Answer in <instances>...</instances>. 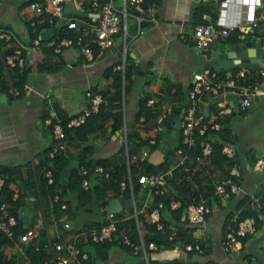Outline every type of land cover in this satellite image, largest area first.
Listing matches in <instances>:
<instances>
[{
    "label": "crops",
    "instance_id": "crops-1",
    "mask_svg": "<svg viewBox=\"0 0 264 264\" xmlns=\"http://www.w3.org/2000/svg\"><path fill=\"white\" fill-rule=\"evenodd\" d=\"M31 1L36 0H0V28L10 29L14 36L12 42L0 39L1 49L7 50L9 45L14 43L20 44L26 64L23 94L13 97L8 89L0 90V167L6 170L4 177L8 174L11 179L8 187L16 189L17 192H24L26 200L22 205L31 214L34 213L36 205L33 206L34 196L30 191L32 189L26 184L34 176L33 161L35 162L42 149L53 141L50 121L60 114L71 117L80 112L88 102V97L84 94L87 89L99 94L109 90L108 95L111 96V78L105 74L108 67L116 70L114 65L125 63L128 66L125 92L120 91L118 98L111 99L114 105L105 106L94 120H87L79 132L72 126L69 133L65 134L62 150L67 156L66 166L118 153L123 146V129L126 131L127 128L135 127L134 117L140 97L153 98V105L147 112L153 114L150 123L154 124L155 118L165 108L171 110L186 103L184 97L186 98L193 78L197 76L198 72L195 70L198 66L204 68L211 63L217 65L215 59H206L203 54L196 52L189 42L181 41L177 37L179 30L188 31L192 24L200 23H194L191 17L190 11L194 7L199 4L206 6L207 9L200 13L201 21L215 25L225 24L227 15L235 16L241 25L261 24L264 18V0H156L154 5L151 4L153 20H150L148 14H143L137 23L132 14L134 9H128L124 18V30L120 29L115 33V47L103 49L91 64L82 65L76 51L71 47L64 46L58 53L49 52L47 38L41 39L40 45L33 48V29L29 24V20L34 17L29 6ZM38 1L45 7L42 16L39 15L41 18L48 13L50 5L48 0ZM113 1L115 6L121 8L122 0ZM61 9L66 16L76 13L70 0H61ZM121 20L123 22L122 17ZM234 34L235 31H229L225 36L215 35L213 40L233 43L231 38ZM7 54L9 53L5 55ZM234 66L241 68L239 63H234L222 73L223 76H229ZM171 86H175V91L170 90ZM216 95H220V99L213 100L215 95L207 98L209 111L229 100L238 104V98L229 92H219ZM258 98L259 95L255 99L252 98L241 111L237 108L234 112L223 114L220 119L221 128L228 127L229 130L231 142L224 144L230 145L234 152L233 160L238 170V176H234V179L239 190L229 193L228 197L222 200L212 195L206 198L203 194L206 192L205 184L211 187V182L222 176L213 172L207 176L208 164H193L189 180L210 207L203 222L194 225L190 232L191 236L199 241L201 251L193 250L188 257L186 251L180 247H166L150 250L148 257L151 260L162 261L177 257L189 261L188 264L195 260H208L212 264H237L249 256H254L257 259L256 264H264V131L247 129V125L238 119L255 115V118L264 120V102ZM207 100L205 96L199 99L198 104L205 105ZM259 106V110H256ZM113 112L120 114L118 128L112 126ZM173 134V130L168 133L164 145L174 141L171 137ZM150 153L148 156H151ZM170 159H177V155H172ZM138 190L144 196V201L137 207L140 209L138 214L145 219V211L141 206L144 202L152 205L150 201L153 196L142 185ZM66 197L73 209V218L68 222L74 230L81 225H97L101 219L96 207L98 200H108L114 195L107 191L99 199L79 206L74 205V194L67 193ZM242 197L246 199L242 201L243 204H238L237 201ZM247 202L256 209V229L242 240L238 239L234 249L224 251L220 246L221 235L227 225L235 224L238 213ZM121 212L127 215L128 210L124 208ZM129 221L135 222L133 218ZM56 227L61 228L58 225ZM133 230L135 231L134 227ZM61 231H64L65 238L71 236L68 230ZM89 244L78 243L79 248L87 253V258L92 252ZM119 245L121 244L116 243L106 250L102 264L136 263L140 253ZM177 245L179 246V243ZM204 248L206 253L202 256ZM1 250L6 256L16 253L5 243ZM85 260L78 258L71 264H84Z\"/></svg>",
    "mask_w": 264,
    "mask_h": 264
},
{
    "label": "built area",
    "instance_id": "built-area-1",
    "mask_svg": "<svg viewBox=\"0 0 264 264\" xmlns=\"http://www.w3.org/2000/svg\"><path fill=\"white\" fill-rule=\"evenodd\" d=\"M143 1L144 0H122V6L120 8L115 6L113 0H70L76 13L74 15L66 16L62 23L54 26L53 34L47 37V45L52 48L54 53L60 52L64 46L71 47L79 56L80 64L89 65L103 49L115 47V33L120 29L124 30V18L128 9H134L132 14L137 23H139L143 14H148V17L151 18L150 20H153L152 3L143 6ZM48 3L50 5L48 13L44 18H39V15L44 11V5L39 1L29 2V6L34 13V17L29 20V24L33 30H35L36 26L43 21L47 24L53 25L56 19L61 15V0H48ZM121 17L123 18V22ZM225 21L226 22L223 25H215L211 22L195 23L191 25L188 31L179 30L177 37L181 41L189 42L194 48L204 49L211 44L215 35L225 36L229 31L235 30L236 37L241 40L246 33L252 30L253 25L255 24L241 25L233 15H227ZM61 24H63L66 29L77 31L80 34H76L74 38L68 36L57 37L58 35H55L54 33L56 28ZM123 37L124 35L122 34V38ZM0 39L12 42L14 36L10 29L0 28ZM39 41L40 38L38 33L31 38L33 48L40 45ZM93 45H96L98 50L95 55L93 53ZM21 52V45L14 43L11 52L5 55V58L2 61L4 71L6 66L24 65ZM122 52L124 53V46H122ZM114 68L122 69V64L114 65ZM251 73L255 75L252 76ZM248 74H250L251 77H247ZM263 74L264 67L260 65L255 67H241L234 72L233 76L229 75L224 76L223 78L217 77L215 69L209 67L200 68L197 76L193 78V81L187 89V99L186 103L182 105L183 113L181 118H179L178 128L181 143L186 145V147H193L197 150L192 158L193 164H209L215 133L221 128L220 119L223 114L234 112L237 108L238 110L245 108L252 98L264 93V80H262ZM174 89L175 86L170 87L171 91H174ZM8 91L13 97L17 95V89L9 83ZM219 92H229L233 94L238 98V104L236 105L229 100L222 106L215 108L213 111L207 110L209 108L207 98H210L212 95H216ZM84 94L88 97V102L80 112L69 117L64 123L58 116L50 121V132L53 141L47 151L49 157L53 156L56 150L64 147V127L77 126L84 122L91 113L97 110L98 104L102 101L101 95L97 92L87 89L84 91ZM202 96H206L207 101L205 102V105L198 104V101ZM153 101L152 97L145 99L144 107L137 115L134 128H137L140 123L144 122L145 112H147L153 105ZM169 111L170 108H165L164 111L155 118V123L152 124L151 127L153 131L157 132V124L161 122L162 118ZM122 138L126 167L130 160H142L145 158L148 152L146 146H140L136 152L128 154L124 129ZM148 141L152 143L153 139L150 138ZM220 152L230 159L231 162L227 174L215 178L211 182V195L222 200L227 198L229 193L237 192L239 186L234 179V176H238V170L236 163L233 160L234 152L232 147L228 144H222ZM174 154L177 155V159L173 161L171 159V163L167 168L157 171H141L137 174V182L146 187L151 196H164L167 179L171 176L172 168L176 165L183 164V161L186 159V155L181 151V147H176L173 152V155ZM193 168L194 165L185 175L186 179L191 177V170ZM78 172L80 175V186L82 189H88L91 183L88 178L87 170L82 164L78 166ZM91 175L94 180L99 177H106L108 175V169L101 164H92ZM208 175L209 174H207V176ZM43 176L45 177L46 183L52 181V174L48 166L44 168ZM125 177H127L129 182L128 172ZM3 185L4 175L0 173V195L2 197L4 196ZM124 186L125 180L122 178L118 181V192L124 188ZM109 191L114 197L121 195L119 193H114L112 190ZM17 195V190L12 189L10 198L15 199ZM108 200L99 199L97 202L96 207L101 214V219L97 225H81L78 229L73 230L68 219H65L61 223V228L58 229L53 220L54 210L51 205L57 203L59 211L63 212L66 209V202L63 198H60L59 190H56L50 197L48 209L44 210L42 204L39 203L34 211L35 216L33 217L34 213H30L24 229L14 236L13 227L16 224V216L18 215L13 213V205L10 202L1 199L0 235L7 239L5 244H9V246L16 251V259L21 264H30L24 253V245L27 243H31L35 249H40L43 254V258L37 264H71L78 258H87V253L79 248L78 243H99L104 241H114L124 245L130 250L139 252L144 264H147V253L143 246L139 222L137 219V214L140 209L136 208L133 195L130 194L127 199L124 198L125 201L130 202L131 204L127 215L122 214L121 212L124 210L123 206H121L118 211L107 210L106 203ZM179 203L178 199L169 198L168 200L169 208H176ZM161 207L162 200L160 199L152 202V205L150 206L147 202H144L141 206V209L145 211V220L153 223L158 230H162L163 228V223L159 219V211ZM209 210V204L203 196L190 194L184 201V207L178 215V220L189 223L193 226L198 225L203 222ZM131 218H133L135 222L132 223L129 221ZM29 220L32 222L31 225H28ZM120 222L121 225L118 228L117 225ZM133 227L135 228V231L133 230ZM168 227V237L172 238L175 226L169 224ZM255 229L256 222L251 215H246L238 219L235 224L227 225L220 238L221 248L224 251L234 249L240 237H246L252 234ZM61 230H68V232L71 233V236L65 238L64 231ZM40 231H43L42 238L40 237ZM133 237H135V240ZM180 248H182L183 251H201L200 243L195 238H193L192 243L187 242ZM147 249L159 250L161 248H157L153 242H149L147 244ZM256 262L257 259L254 256H249L246 260L238 262L237 264H256Z\"/></svg>",
    "mask_w": 264,
    "mask_h": 264
},
{
    "label": "trees",
    "instance_id": "trees-1",
    "mask_svg": "<svg viewBox=\"0 0 264 264\" xmlns=\"http://www.w3.org/2000/svg\"><path fill=\"white\" fill-rule=\"evenodd\" d=\"M38 1V0H36ZM156 0H144L142 2L143 6L153 4ZM207 9L206 6L198 5L194 7L191 11V17L194 19L195 22H203L201 21L200 13ZM42 16V15H41ZM41 18H44L41 17ZM38 24V23H37ZM36 24V25H37ZM52 24H47L46 22H40L35 30L31 32L32 36L39 33L41 28H46ZM235 31V30H234ZM236 33V32H235ZM57 34V37H72L74 38L76 34H80L77 31L68 30L64 27L63 24L59 25L56 28L54 33ZM54 38V37H53ZM231 40L234 42L239 40L236 37V34L232 35ZM8 42V41H6ZM41 42V39L40 41ZM5 43V42H4ZM0 44V90H7L8 83L11 86H14L17 89V95L20 96L23 94L25 87V70L24 67L20 66H8L5 67V71L3 70L2 61L5 58L6 53H10L13 45H9L7 50L1 49ZM49 48V52H53L51 47ZM97 46L93 45V53L94 55L97 53ZM41 52V50H40ZM21 56L24 59V52H21ZM42 66V64H40ZM113 69V68H112ZM239 69V66H234V68L229 73L230 76H233L234 72ZM4 71L5 73H2ZM129 73L128 66L122 65V69L111 70V67H108L105 70V74L111 78V86H112V95L109 96V90L101 91L102 101L98 104L97 110L93 112L94 114H90L86 120L77 126L78 132L81 130L83 124L86 123L87 120H94L95 117L103 110L105 106L111 107L114 104L111 103V99L118 98L120 96V91L125 92L126 88V77ZM223 72H217L218 78H223ZM252 74V73H251ZM5 75V77H4ZM250 75V74H249ZM251 77V75H250ZM175 91V89H174ZM205 96H202V99ZM187 99V97H186ZM145 99L140 97L138 99L137 107L138 109L135 112L134 120L136 122L137 115L144 107ZM119 102L117 101L116 104ZM209 110V108L207 109ZM241 111V109H239ZM94 116V118H93ZM114 122L112 126L114 128H118L120 114L119 113H112ZM60 120L64 123L69 117L63 116L62 114L59 115ZM153 119V114L145 112L144 115V122L140 123L137 128L130 127L127 128L125 131V138L127 142V153L131 154L137 151L140 146H146L148 148L147 155L144 159H133L130 160L127 164H125V157L123 155L122 148L119 149L118 153L112 154L108 157L97 158L96 160L92 161L91 159H87L84 161H80V163L86 168L88 173V178L90 179V187L88 189H82L79 184L80 175L78 172L79 164L66 166L65 164L67 161V156L62 149L56 150L53 156L49 157L47 154L48 149L50 148V144L46 145L42 151L38 154V158L36 161H33V168H34V176L32 179H29L28 186L34 196L32 202L33 206L36 208L39 203L42 204L44 210H47L49 207L50 197L52 193L56 190L60 192V198H63L66 202V209L63 212H60L58 209V204L53 203L51 205L52 209L54 210L53 220L56 225L61 226V223L65 219H72V208L71 202L67 199V193H72L75 195V206H79L82 204H86L92 200L99 199L102 195H104L107 191L112 190L114 193L121 194L124 198H128L130 194L135 197L136 191L139 189L140 184L137 182V174L141 171H157L167 168L170 163L174 149L176 147H181V151L185 153L186 159L183 161V164L176 165L171 170V176L167 179V185L164 190V196L153 195L150 203L156 201L157 199L162 200V207L159 211V219L163 223L162 230H158L155 228L153 223L147 222L143 219L142 216L137 214V219L139 222L141 238L143 242L144 249L147 253V264H188L189 261H185V259H178L177 257H172L169 259H165L162 261L151 260L148 257V252L150 251L147 249V244L149 242H153L156 247L166 248V247H181L185 243L193 242V237L191 236V230L193 225L182 222L178 220V215L184 207V201L188 198L190 194L200 195V191L196 190V188L192 185L191 180L186 179L185 175L190 171L193 166L192 158L196 153V149L193 147H186L183 143H181L180 133L173 134L176 138L173 142H168L164 146V141L167 139L166 137H162L160 134L152 130V123L150 121ZM50 128V124H49ZM73 127H64L65 134L69 133V130ZM228 127H222L215 133V139L213 140L212 144V151L209 158V166L206 174H213L219 173L221 176H225L228 171V167L230 165L231 160L225 157L220 152V148L222 144L231 142L230 136L228 134ZM77 133V132H76ZM152 138L153 142L150 143L148 140ZM152 152V153H150ZM152 154L154 158L148 156V154ZM33 159V158H32ZM92 164H101L108 169V175L106 177H99L98 179L94 180L91 175V167ZM48 166L51 174H52V181L50 183H46L45 177L43 176L44 168ZM6 170L0 167V173H4ZM129 173V182L127 177H125L126 173ZM213 172V173H212ZM35 178V180H34ZM125 180V186L118 192V181L121 179ZM11 181L8 174L4 177V185H3V193L4 196L0 195V200L4 199L7 202H10L13 205V213L17 215V207L24 203L25 194L24 192H18V195L15 199H11L10 195L12 189L8 187L9 182ZM206 192L203 193L205 197L211 195V187L208 184H205ZM169 198H174L179 200V205L176 208H169L168 200ZM245 197L240 198L237 203L243 204V200ZM135 200V198H134ZM135 206L137 208L136 201ZM264 203V199H263ZM237 204V205H238ZM258 209V208H257ZM256 209L254 210L253 207L247 202L245 205L242 206L241 211L238 213L237 220L246 216L251 215L254 217L256 222L255 216ZM16 224L13 227V235L20 233L24 228L21 226V222L16 216ZM236 220V221H237ZM31 221L29 220L28 225H31ZM169 224H173L175 226L174 235L172 238L168 237V230ZM121 225V222L118 223L117 227ZM40 237H43V231H40ZM244 237H240L239 240L243 239ZM135 240V237H133ZM42 240V239H40ZM7 241L2 235H0V264H21L16 259V253L10 254L6 256L3 254L1 248L3 243ZM177 241L179 242V246L176 244ZM9 242V241H8ZM114 241H104L99 243H90V247L92 248V252L88 254V258L83 262L84 264H102L101 260L105 259L106 250L110 247L115 245ZM124 247V245H119ZM24 253L27 259L29 260L30 264H37L43 258V254L40 249H35L31 243H27L24 245ZM193 253V250L186 251V256L189 257V254ZM206 253V249H203L201 253L202 256ZM140 255V254H139ZM105 264V263H104ZM135 264H144L143 259L139 256L136 259ZM191 264H212L208 260H195Z\"/></svg>",
    "mask_w": 264,
    "mask_h": 264
},
{
    "label": "water",
    "instance_id": "water-1",
    "mask_svg": "<svg viewBox=\"0 0 264 264\" xmlns=\"http://www.w3.org/2000/svg\"><path fill=\"white\" fill-rule=\"evenodd\" d=\"M65 17L66 14L62 12L53 25L41 28L39 30V38L46 39L51 36L54 32V26L62 23ZM194 49L196 52L203 54L206 59H215L217 65L215 66L211 63L208 67L215 69L217 72L226 71L234 63H239L241 67H255L258 65L264 67V18L261 24L255 23L249 34H246L239 42L226 43L224 41L213 40L207 48ZM22 66L25 67L26 64ZM200 68L198 66L195 72H199ZM182 113V106L172 108L162 118L161 122L157 124V133L162 137H166L171 130H173L174 134H178L179 118H181ZM121 206L126 210H129L131 207L130 202L125 201L122 195L112 197L106 203L107 210L118 211ZM17 215L19 216L22 228H24L30 212L26 211L23 205H19L17 207Z\"/></svg>",
    "mask_w": 264,
    "mask_h": 264
},
{
    "label": "rangeland",
    "instance_id": "rangeland-1",
    "mask_svg": "<svg viewBox=\"0 0 264 264\" xmlns=\"http://www.w3.org/2000/svg\"><path fill=\"white\" fill-rule=\"evenodd\" d=\"M214 97H216V98H213V100L220 99V95H215ZM185 99L186 98L184 97V100ZM258 99L259 100H263V102H264V93H261L259 95V98ZM259 108H260V106L258 108H256V110H259ZM262 113H263V111H262ZM238 119L242 122V124H244L245 126L247 125V129L252 128V129H254V131H261V132L264 131V120L263 119H260V117L259 118H255V115H254V116H251V118L239 117ZM249 136L251 137V135H249ZM171 137H173L174 140L176 139L173 135H171ZM151 156L153 157L152 154H151ZM258 171L259 170H257V172ZM261 173H262V171H261ZM134 198H135L137 207H140L141 203L144 201V196L142 195V193L140 192V190H137L136 191Z\"/></svg>",
    "mask_w": 264,
    "mask_h": 264
}]
</instances>
